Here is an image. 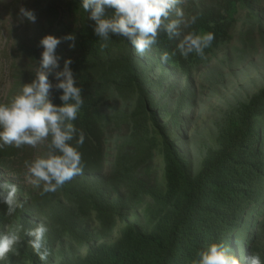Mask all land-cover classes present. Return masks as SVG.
Segmentation results:
<instances>
[{"label":"trees","instance_id":"16d2710c","mask_svg":"<svg viewBox=\"0 0 264 264\" xmlns=\"http://www.w3.org/2000/svg\"><path fill=\"white\" fill-rule=\"evenodd\" d=\"M260 1L192 4L188 18L197 13L199 18L183 32L214 33L206 56L232 39L237 9L251 14ZM80 4L46 0L35 5L43 17L42 37L75 36L74 47L62 39L56 54L61 67L65 58L72 59L82 90L83 105L73 121L85 134L78 148L82 172L54 193L38 187L16 193L21 206L13 216L5 215L0 203V232L22 226L18 254H9L3 264H192L197 251L211 242L223 243L242 264L243 257L254 254L264 261V86L227 113L216 145L206 149L194 172L178 142L194 106L193 93H182L172 108L155 95L164 82L188 78L203 60L195 54L171 55L178 41L164 34L144 56L121 37L101 48ZM111 14L105 10V16ZM163 51L170 53L164 63ZM59 70L49 74L51 82ZM114 93L126 106L109 113L107 102ZM58 95L51 93L56 104ZM43 151L45 155L46 143ZM156 157L163 166L161 180ZM8 167L0 164V170ZM141 207L139 223L123 214ZM37 222L48 227L45 262L24 234Z\"/></svg>","mask_w":264,"mask_h":264},{"label":"clouds","instance_id":"9594fccd","mask_svg":"<svg viewBox=\"0 0 264 264\" xmlns=\"http://www.w3.org/2000/svg\"><path fill=\"white\" fill-rule=\"evenodd\" d=\"M182 0H81L80 7L88 14L87 18L93 35L101 41L100 47L107 46L112 37L124 38L139 56L149 51L164 34L169 41L177 40L176 51L187 58L195 54L204 60L205 49L211 47L215 38L213 32L188 31L182 28L195 24L199 13L184 18L183 10L178 7ZM111 9V16H105V10ZM174 14L175 19H170ZM18 15L21 20L36 22L33 10L20 7ZM64 41L74 47L75 36L67 34L63 38L45 35L39 40L42 51L39 55L35 78L22 85L18 94L8 103H0V146H23L36 148L46 143L47 152L31 161H25L27 173L33 179L34 187L43 193H54L63 185L82 172L81 153L78 151L85 141V134L78 131L73 124L83 105L82 90L77 86L73 74L71 58L59 64L60 57L56 49ZM170 59V53L163 51L162 63ZM54 83L49 80L53 73ZM59 93V104L51 99V93ZM75 140V146L72 141ZM14 184H0V203H3L5 215L13 216L21 206L16 197ZM22 226H15L0 232V264L9 254H18V245L22 243ZM48 227L37 222L34 228L25 231L28 245L41 262L49 256L45 246ZM192 264H242L221 242H211L198 250ZM243 264H264L258 254L243 257Z\"/></svg>","mask_w":264,"mask_h":264},{"label":"rangeland","instance_id":"374dc122","mask_svg":"<svg viewBox=\"0 0 264 264\" xmlns=\"http://www.w3.org/2000/svg\"><path fill=\"white\" fill-rule=\"evenodd\" d=\"M42 1L46 0H0V103H8L23 84L35 78L42 51L39 40L43 20L35 4ZM205 1L182 0L178 7L188 19V8ZM20 7L33 10L36 22L21 20ZM234 16L236 23L231 29L230 42L212 49L202 63L192 69L188 78L164 82L162 92L155 95L157 100L172 108L182 93H193L194 106L182 126L183 133H178V142L194 172L199 169L206 149L216 145L219 127L227 113L264 86V0L254 5L251 14L237 9ZM175 18L173 14L172 19ZM125 106L114 93L107 102V112L117 113ZM43 147L44 144L36 148L25 145L20 149L0 146V164L9 166L0 170L3 184L16 185L17 193L35 191L37 187L31 183L33 178L27 173L25 161L42 156ZM155 165L161 180L163 166L159 157H156ZM142 209L124 211L123 214L129 221L139 223ZM115 238L113 235L111 240Z\"/></svg>","mask_w":264,"mask_h":264}]
</instances>
